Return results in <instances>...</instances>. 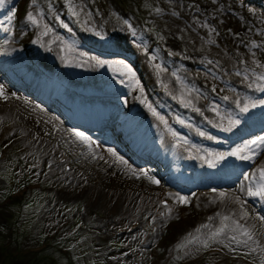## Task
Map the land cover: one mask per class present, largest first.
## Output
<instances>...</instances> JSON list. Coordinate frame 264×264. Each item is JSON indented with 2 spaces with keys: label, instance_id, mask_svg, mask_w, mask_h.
I'll use <instances>...</instances> for the list:
<instances>
[{
  "label": "rangeland",
  "instance_id": "1",
  "mask_svg": "<svg viewBox=\"0 0 264 264\" xmlns=\"http://www.w3.org/2000/svg\"><path fill=\"white\" fill-rule=\"evenodd\" d=\"M262 74L264 0H5L0 264H264V200L246 191L264 166ZM67 92L72 107L55 102ZM94 112L109 116L101 129ZM128 134L149 137L152 158L131 152ZM98 138L135 174L105 160Z\"/></svg>",
  "mask_w": 264,
  "mask_h": 264
},
{
  "label": "snow or ice",
  "instance_id": "2",
  "mask_svg": "<svg viewBox=\"0 0 264 264\" xmlns=\"http://www.w3.org/2000/svg\"><path fill=\"white\" fill-rule=\"evenodd\" d=\"M4 3H5V0H0V6H3ZM35 3H36V0H32V4H35ZM26 18H27V20H28L29 22H31L33 25H38V20H37V18L33 15V13H32L31 11H29V12L27 13V17H26ZM8 19H9V21H11L12 18L9 17ZM64 26L67 27V25H64ZM46 27H47V26H46ZM43 35H47V30L43 33ZM36 42H38V41H33V43H36ZM121 63H123V62H121ZM123 67L127 70V73H128L129 75H133V76H134V73H133L132 69H131L128 65L125 64V65H123ZM121 74L123 75V73H121ZM238 75H239V73H238ZM257 79H259V80H261V81H264V74H262V75H260L259 77H257ZM141 91H142V89H141ZM0 95H3V87H2V86H0ZM224 99H228V97H224ZM261 103L264 104V101H261ZM251 106H252V107H255L256 104H255V103H252ZM148 107L151 109V105H148ZM197 110H198V109H197ZM213 111H215V109H213ZM240 111H241V112H247V111H248V105H244V106L240 109ZM152 112H153V115H156L154 109H152ZM230 123H231V124H238L239 121H238V120H235V121H231ZM72 135L78 137V138H79L80 140H82V141H87V139H88L87 137H85V136H84L82 133H80V132H73ZM201 135H203V133H201ZM257 140H259L261 143H264V137H258ZM256 142H257V141L254 140V141H252L251 143H252V144H255ZM247 147H248V145H245V148H247ZM108 151L111 152L114 156H116L117 160H118L120 163L126 165L128 168L131 169V166L127 164V161H125V160L123 159V157L118 156V155L114 152L113 149H108ZM242 151H243V149H237L236 152L231 153V155H238V154H239L240 152H242ZM240 158H241V159H252L251 156H241ZM217 159H224V157H223L222 155H218V156H217ZM131 171L133 172V174H135V169H131ZM257 172L259 173V181H258V182L254 181L253 184H250L249 186H247L246 191H247V195H248V196L253 197V198H259V199H261V200H264V166L257 168ZM142 174H143L144 176H146V177H147L150 181H152L153 183H159V181L155 180L154 177L148 176L147 172H143ZM252 175L254 176L255 174H252ZM245 179H246V180L249 179V176H246ZM241 190L243 191V190H245V189L242 187ZM220 195L223 197V196H225V193L221 192ZM179 199H180V201H181L182 203H185V204L188 203V200H187L186 197H179ZM235 202H236V203H240L241 201L239 200V198H235ZM169 212H171V209H169ZM243 215H244V216H247L248 213L245 212V213H243ZM256 218H257L258 220H260L262 223H264V216H259V215H258ZM224 219L227 220L228 217H224ZM237 227L241 230L242 235L246 236L248 239H252V234H251L246 228H244L243 226H241V225H239V224L237 225ZM197 231H199V229H197ZM222 231H223L222 228H221V229H218L217 232L214 233L213 235H214V236H218V235H220V233H221ZM232 239L235 240L236 237L233 236ZM205 246H207L206 243H205Z\"/></svg>",
  "mask_w": 264,
  "mask_h": 264
},
{
  "label": "bare ground",
  "instance_id": "3",
  "mask_svg": "<svg viewBox=\"0 0 264 264\" xmlns=\"http://www.w3.org/2000/svg\"><path fill=\"white\" fill-rule=\"evenodd\" d=\"M3 64V63H2ZM9 73V72H8ZM15 76V75H14ZM18 76V75H17ZM20 77V76H19ZM22 77V76H21ZM16 79V78H15ZM41 79V78H40ZM38 80V79H37ZM18 81V80H17ZM22 81V80H21ZM105 81V80H104ZM107 82V81H106ZM22 83V82H21ZM102 83V82H101ZM105 84V83H104ZM103 84V85H104ZM36 87V86H35ZM43 87V86H42ZM84 87V86H83ZM100 87V86H99ZM52 88V87H51ZM36 89V88H35ZM49 89V88H48ZM37 90V89H36ZM58 92V91H57ZM98 93V92H97ZM41 94V93H40ZM45 94V93H44ZM41 99H43V97H40ZM112 99V98H111ZM54 100V99H53ZM115 100V99H114ZM58 101V100H57ZM59 104V103H58ZM115 105V104H114ZM6 107V106H5ZM93 109V107H91V109L90 110H92ZM116 109V108H115ZM122 109V108H121ZM110 110V109H109ZM7 111H9V110H7ZM122 112V111H121ZM124 112V111H123ZM0 113H2V114H5L6 113V110L4 109V108H2V107H0ZM117 113V112H116ZM93 114H97V113H93ZM97 115H99V114H97ZM103 115V114H102ZM129 116V115H128ZM44 118H46V116H44ZM73 119V117H70V119ZM136 118V117H135ZM48 121L49 120H51V119H49V118H46ZM76 119V118H75ZM78 119H81V118H78ZM92 119L93 120H95V121H97V122H100L101 124L104 122V119H103V117L101 116V117H99V116H96V115H93L92 116ZM134 119V118H133ZM128 120V119H127ZM37 121H39V118H37ZM55 121V120H54ZM130 121V120H129ZM134 121V120H133ZM40 122V121H39ZM108 122V120H106L105 122H104V125L106 124ZM49 123H50V121H49ZM47 124V123H46ZM56 126V125H55ZM124 126H125V124H124ZM60 127V126H59ZM135 127V126H134ZM163 128H164V126H163ZM59 129V128H58ZM131 129V128H130ZM143 130V129H142ZM141 130V131H142ZM152 132V131H151ZM130 133V132H129ZM128 136L130 137V136H132V135H129L128 134ZM148 136V135H147ZM150 138L148 137V140H147V137L144 135L142 138H140V139H137L136 137H134L133 138V144L135 145V148L137 149V150H139L140 148V151H143V144H146V145H149V142L148 141H150L149 140ZM159 139V138H158ZM155 140V139H154ZM164 140V141H163ZM162 141H163V144H164V146H166V147H168V146H170L169 144H167V140L165 141V139H163ZM94 141V140H93ZM90 142V141H89ZM101 142H103V139L102 138H98V140H96L95 141V145L97 146V148H98V150H100L101 152L102 151H104V153H105V155H103V154H101V155H103L104 157L106 156V157H114V155L111 153V152H109L108 151V149L109 148H107L106 146H101ZM90 144V143H89ZM92 145V144H91ZM123 145V144H122ZM163 147V146H162ZM153 148L155 149V150H158V148H160V145H153ZM164 149H166V148H164ZM114 152H115V150H114ZM116 153V152H115ZM168 153H169V151H168ZM117 154V153H116ZM161 155V154H160ZM147 155H145L144 157H146ZM106 157H105V160H106ZM116 157V156H115ZM120 157H122V156H120ZM110 159V158H109ZM126 159V158H125ZM115 160H117V158H115ZM139 160V159H138ZM170 159H168V162H166V163H170V161H169ZM118 161V160H117ZM119 162V161H118ZM185 163V162H184ZM128 164V163H127ZM130 165V164H129ZM130 166H132V165H130ZM203 166V165H202ZM234 166V165H233ZM188 167V166H187ZM197 167H198V165L196 164V169H197ZM232 167V166H231ZM173 167H168V169L167 170H169V169H172ZM223 168V167H222ZM226 170H228V169H226ZM196 175V174H195ZM177 178H179L178 176H177ZM178 180V179H177ZM163 187V186H162ZM163 189V188H162ZM84 190H86V189H84ZM94 190V189H93ZM88 191V190H87ZM92 191V190H91ZM98 191V190H97ZM100 191V190H99ZM102 191V190H101ZM100 191V192H101ZM156 191V190H155ZM95 192V191H94ZM162 192V191H161ZM102 193V192H101ZM159 194V193H158ZM100 195V194H99ZM117 196V195H116ZM120 196V195H119ZM129 196H131L130 194H129ZM156 196V195H155ZM128 197V196H127ZM131 197H133V196H131ZM96 198V197H95ZM117 198V197H116ZM120 198V197H119ZM112 199V198H111ZM126 199V198H125ZM95 200V199H94ZM113 200V199H112ZM112 200H110V201H112ZM122 200V199H121ZM118 201H120V199L118 200ZM113 202V201H112ZM114 202H116V200L114 201ZM132 203H134V202H131V200L128 198V200H126V202H125V205L123 206V207H125V209H126V207L127 206H132ZM146 204V201H142L141 202V204ZM118 204V203H117ZM120 204V203H119ZM112 206V205H111ZM116 206V205H115ZM117 207V206H116ZM134 207V206H133ZM112 209H113V207H111ZM128 208V207H127ZM118 209V208H117ZM117 209L115 210V211H117ZM129 210V209H128ZM118 212V211H117ZM123 212V211H122ZM125 213V212H124ZM188 220V219H187ZM194 220V219H193ZM124 222V221H123ZM188 222V221H187ZM191 223H192V221H191ZM180 225V224H179ZM187 225H189V224H187ZM177 226V225H176ZM184 226V225H183ZM171 227V226H170ZM188 227V226H187Z\"/></svg>",
  "mask_w": 264,
  "mask_h": 264
}]
</instances>
